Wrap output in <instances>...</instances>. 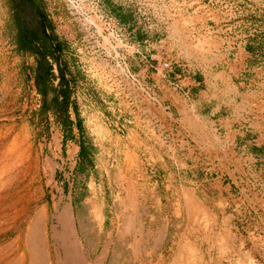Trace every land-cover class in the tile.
Wrapping results in <instances>:
<instances>
[{
  "label": "rangeland",
  "instance_id": "1",
  "mask_svg": "<svg viewBox=\"0 0 264 264\" xmlns=\"http://www.w3.org/2000/svg\"><path fill=\"white\" fill-rule=\"evenodd\" d=\"M40 2L53 33L68 46L60 64L67 68L65 78L74 80L77 115L69 109L68 137L51 112H42L29 70L34 59L15 52L10 7L0 0V156L13 149L18 168L11 175L0 163V200L18 187L30 189L16 210L1 217L0 246L25 234L42 210L43 225L51 230L59 203L71 204L78 220L87 219L84 209L93 197L108 231L117 198L124 203L117 212L132 214L124 208L132 203L131 181L144 229L155 217L153 232L165 234L158 245L146 243L144 229L136 235L143 254L155 251V263L172 249L178 229L189 234L195 226L204 264H264V0ZM22 16L36 26L33 13ZM164 62L170 69L161 68ZM183 112L197 117L201 137ZM128 153L134 165L126 163ZM181 189L193 190L212 210L215 228L205 216L193 223L180 207ZM192 242L183 245L184 264L200 263Z\"/></svg>",
  "mask_w": 264,
  "mask_h": 264
},
{
  "label": "bare ground",
  "instance_id": "2",
  "mask_svg": "<svg viewBox=\"0 0 264 264\" xmlns=\"http://www.w3.org/2000/svg\"><path fill=\"white\" fill-rule=\"evenodd\" d=\"M184 106H186V105H184ZM188 112H183V113L186 116ZM186 117H187L186 121L188 123V126L193 128L194 132L197 133L196 135H200V137H201L202 136L201 133H204L201 131V128L204 129V127L201 126L197 117L192 118L189 116V114ZM202 125H203V123H202ZM196 135L194 138L197 137ZM209 136H211V135H209ZM212 139H213V137H212ZM208 140H207V142H208ZM25 141H26V139H25ZM15 144H17V143H15ZM9 147H10V145H9ZM12 151H13V149L10 150V148H9V150H5L2 153V156H0L1 157L0 163L5 164L3 169L10 172L11 175L16 171V168H17L15 165V162H12V160L14 158V154ZM191 151H193V150H191ZM205 151H206V149H205ZM31 152H33V151H31ZM126 157H127L126 163L131 162V165H134V164H132V162H134L135 158H133V156L129 155V153L127 154ZM15 159H16V157H15ZM18 160L19 159L16 160V163H18ZM34 161H35L33 164L34 166L33 165H31V166H33L37 169L40 161H38L37 159ZM22 163H23V161H22ZM128 165H129V163H128ZM49 169H51V168H49ZM50 172H51V170H50ZM4 173H6V172H4ZM118 178H120V176ZM122 178H123V176H122ZM3 180H5V179L3 178ZM35 183H36V181H35ZM47 183H48V181H47ZM129 183L127 185L128 186L127 189L129 188L127 190L128 191V201L130 200L129 202H132V203H130V207H129L130 209H128V207H127L128 205L125 206L124 208H125V210H128V212L131 210L132 214L130 215V213H124V212L121 214V212L120 213L117 212L119 206H121V205L124 206L123 201H121L120 199L117 198L114 201V204L111 208L110 215H111L112 219H111V222L109 224L108 231H105L106 219L102 213V207H100V202L98 201L97 197H93L86 202V206H85L86 208L84 209V211L88 212L89 215H88L87 219H82V220L81 219L78 220L76 218V216H74L75 214H74V211H73L71 204H68L67 206L62 207L61 206L62 204L59 203L58 208H57V212L54 215V224H53L52 229L48 230L43 225V223H45V218H46L47 213H45V211L42 210L40 213H38L35 216V218L33 219L32 223H31V227L29 229L27 228L28 231H26L25 234L21 233L17 237V239L15 238L16 239L15 241H12V242L4 245V246H0V264H184L185 254L183 253V249H182V248H184L183 245L185 243V245L187 246L192 241H194V242H192L193 244L191 245L192 248L195 249L200 255L199 256L200 257V260H199L200 263L199 264H204L205 255L202 253V249L199 248V245L196 244V242L200 243L201 240H199V239H201V238H199V236H198L199 231H197L198 229L195 226H193V227L191 226L193 229H191V227H190L191 230H190L189 234H188V232L186 233L184 231L185 229L183 230V227L178 229V231H176V234L172 235L171 240H170L172 243V249L170 251H167V250H164L163 252L161 251L162 254L159 255V260L157 263H155L156 261L154 260L155 257L157 256L155 251L148 252V249H147L148 253L143 254V252L141 250H142V248H144L142 246V244L144 242L142 243V240H139L136 235L137 234L139 235V233L141 232V229H144V225H147V224L145 223L146 221H144V218H140L141 213L139 214L140 216H138V205H137V198L135 195L136 194L135 193V187L132 185L133 182L130 183L131 184L130 186H129ZM5 185H7V183ZM47 185H49V184H47ZM29 192H30L29 186H25L22 188L18 187L11 194L4 197V200L1 199L0 201H3V202L0 203V215H1L0 220L2 219L1 217L9 214V211L11 209L16 210L17 205L21 204L22 199H25V197L29 194ZM178 193H179L178 198H180L179 202L181 204V206H180L181 209H183V210H185V212L187 211L189 214H191L192 218L193 217L196 218L197 216H198V219H199V216L207 217L208 220L211 221L214 228L216 227V221L217 220H215V218L213 217L215 214L213 215L210 213L212 210L209 212V209L198 198V196L195 195L193 190L189 191L187 189H181L178 191ZM35 194H36V192H35ZM4 202H5L6 206L3 205ZM177 202H178V199H177ZM158 205H159L158 208L156 206L155 207L159 211V209H161V206H162V201L159 202ZM178 207H179V204H178ZM119 209H120V207H119ZM158 214H159V212H158ZM187 215L188 214H186V216ZM154 216H155V214H154ZM12 217H17V216L13 215ZM195 218H193L194 221H193V219H192V221L194 224L195 223L197 224L198 219L196 220ZM216 219H217V217H216ZM145 220H146V218H145ZM183 220H184V218H183ZM201 220H202V218H201ZM192 221L190 220V222H192ZM183 222L185 223L186 220H184ZM188 222H189V220H188ZM199 222H202V221H199ZM155 224H156L155 217L152 219L150 218L149 227L147 228V231H146V228L144 229L146 231V234L148 233V238H147L146 243L151 242V244H152V241H154L157 244V242L163 243V241L165 240L164 232H161L160 234L158 233L159 234L158 236H157V234H155L153 232L152 228L155 226ZM200 224H202V223H200ZM2 225H4V224H2ZM198 226H199V224H198ZM203 226H204V224H203ZM213 226L211 228H213ZM206 227H208V226H206ZM211 228H209V229L207 228L208 230L207 229L206 230L210 231ZM201 229H202V227H201ZM216 229H214V231ZM159 230H160V228H159ZM204 230H205V228H204ZM207 231H204V234ZM212 231H210V232H212ZM225 232L223 234L224 236L222 235V237H225V235H226ZM208 233H207V235H208ZM218 234H219V237L218 236H217V238L215 237L216 239H218V238L220 239L221 234L220 233H218ZM133 235H135V237L133 238V244H130V243H128V241H129V238H132L131 236H133ZM203 235H202V237H203ZM159 236H160V238H159ZM207 238H208V236H207ZM225 238L223 241H225ZM210 241L211 240H209V242ZM226 241H229V240H226ZM212 242H213V240H212ZM224 243H223V245H224ZM156 244H155V246H156ZM216 244H218V243H216ZM208 245H210V244H208ZM146 246H148V245H146ZM159 246H161V245H159ZM206 247L208 248L209 246H206ZM212 247H213V245H212ZM218 247L221 248L222 246H218ZM185 249H184V252H185ZM187 249H190V248L187 247ZM209 250H213V248H211ZM218 250H220V249H218ZM218 250H216V252H219ZM193 252H194V250H193ZM208 253H210V252H208ZM219 253H221V252H219ZM245 256H248V255L244 254V257ZM186 258H188V257H186ZM219 258H221V256H219ZM210 259H212V258H210ZM217 260H218V258H217ZM248 263H249V261H248Z\"/></svg>",
  "mask_w": 264,
  "mask_h": 264
},
{
  "label": "trees",
  "instance_id": "3",
  "mask_svg": "<svg viewBox=\"0 0 264 264\" xmlns=\"http://www.w3.org/2000/svg\"><path fill=\"white\" fill-rule=\"evenodd\" d=\"M10 7L11 20L14 26L13 42L15 52L22 57H32L33 66L30 73L33 76L35 87L42 99V112H51L56 123L60 124L66 136L71 137L73 123L69 118V109L77 115L74 101L71 100L70 84L74 82L65 78L67 70L60 64V57L68 49L67 43L60 40L53 33V25L45 14L40 0H3ZM33 13L37 20L35 27H29L23 13ZM53 64L57 65L54 74ZM58 85L54 86V82ZM76 126L80 129V122ZM80 156H85L86 150L80 146Z\"/></svg>",
  "mask_w": 264,
  "mask_h": 264
},
{
  "label": "built area",
  "instance_id": "4",
  "mask_svg": "<svg viewBox=\"0 0 264 264\" xmlns=\"http://www.w3.org/2000/svg\"><path fill=\"white\" fill-rule=\"evenodd\" d=\"M161 68H162L163 70H168V69H170V64L167 63V62H164V63L162 64Z\"/></svg>",
  "mask_w": 264,
  "mask_h": 264
}]
</instances>
